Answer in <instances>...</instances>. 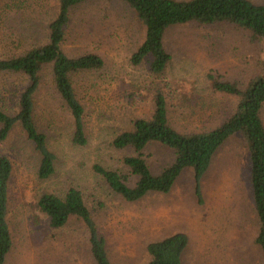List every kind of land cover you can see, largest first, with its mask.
<instances>
[{"label":"rangeland","instance_id":"rangeland-1","mask_svg":"<svg viewBox=\"0 0 264 264\" xmlns=\"http://www.w3.org/2000/svg\"><path fill=\"white\" fill-rule=\"evenodd\" d=\"M262 5L264 0H250ZM58 0H0V60L17 56L47 40ZM144 28L119 0H89L73 7L61 49L69 58L94 54L103 61L97 70L70 76L84 108L85 146L72 143L73 120L57 96L50 67L40 73L34 97V121L55 157L48 180L37 177L39 155L19 126L0 143V154L12 165L8 184L7 221L12 249L5 264H95L88 235L71 218L60 229L49 227L35 209L43 193L62 197L77 189L92 214L112 264H144L146 247L176 233L188 241L183 264H262L255 243L259 224L250 188L246 139L231 136L214 154L195 191L193 172L186 169L167 194L149 193L127 202L93 171L94 165L126 172L114 137L148 118L154 93L166 98L169 124L183 134L203 133L230 116L238 98L213 92V77L245 89L264 76V39L231 24H186L169 28L163 38L170 61L160 76L150 74L149 61L134 66L132 54L144 40ZM23 77L0 73V109L16 110L25 86ZM264 124V107L261 113ZM143 158L156 176L174 159L171 150L148 145ZM134 180H129L133 186Z\"/></svg>","mask_w":264,"mask_h":264},{"label":"trees","instance_id":"trees-1","mask_svg":"<svg viewBox=\"0 0 264 264\" xmlns=\"http://www.w3.org/2000/svg\"><path fill=\"white\" fill-rule=\"evenodd\" d=\"M89 0H58L55 18L48 25L45 43L24 53L0 60V73L25 78L13 115L0 109V143L5 141L15 126H19L26 139L39 155L37 177L48 180L55 172V157L49 151L45 136L34 121V97L40 83V73L50 67L54 90L69 111L73 120L72 143L85 146L84 108L76 97L70 76L82 71L102 68V59L94 54L69 58L61 49L65 27L73 7ZM135 14L144 28V40L132 54L130 62L140 65L148 59V70L154 76L164 73L170 61L163 38L174 26L198 24L211 26L231 24L249 32L256 39H264V4L250 0H119ZM213 92L238 98L234 112L218 126L203 133L183 134L169 124L166 98L157 90L148 118L132 121L131 130L116 135L111 146L116 152L129 151L119 164L126 172L94 165L93 171L109 188L127 202H135L149 193L167 194L182 172H193L196 194L200 197V182L207 172L216 151L231 136L240 134L246 139L250 172L251 196L259 224L255 239L264 264V124L261 113L264 107V76L249 82L245 89L234 83L220 82L213 77ZM157 144L172 151L173 162L154 176L144 158V149ZM12 165L7 156L0 154V264L12 249V237L7 221L8 184ZM133 179V186L129 180ZM35 209L42 214L52 229L64 227L71 218L82 223L88 235V245L95 264H112L107 256L105 240L98 232L92 214L82 194L70 188L59 197L43 193L34 201ZM185 234L176 233L146 247L149 261L144 264H183L182 254L187 246Z\"/></svg>","mask_w":264,"mask_h":264}]
</instances>
